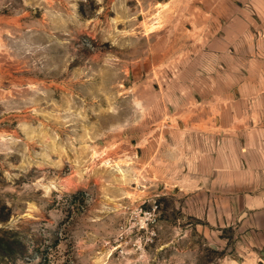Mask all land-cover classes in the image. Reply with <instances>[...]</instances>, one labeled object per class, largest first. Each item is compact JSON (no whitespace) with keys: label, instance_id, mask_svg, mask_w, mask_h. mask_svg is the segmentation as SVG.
<instances>
[{"label":"rangeland","instance_id":"1","mask_svg":"<svg viewBox=\"0 0 264 264\" xmlns=\"http://www.w3.org/2000/svg\"><path fill=\"white\" fill-rule=\"evenodd\" d=\"M242 2L0 0L6 264H264L219 175L252 157L224 130Z\"/></svg>","mask_w":264,"mask_h":264},{"label":"crops","instance_id":"2","mask_svg":"<svg viewBox=\"0 0 264 264\" xmlns=\"http://www.w3.org/2000/svg\"><path fill=\"white\" fill-rule=\"evenodd\" d=\"M242 1L243 4H239L236 15L231 21L235 54L242 61L237 67L240 72L236 74L239 94L233 97L231 103L239 108L233 120L225 124L224 130L230 132V136L241 143L239 147L244 151L243 154L250 153L252 157L241 159V165L236 167V170L239 168L237 171H233L231 167L228 169L220 166L219 175L224 178L223 184L228 188L224 192L226 210L262 212L264 211V183H262L264 179V0ZM249 219L248 217L246 221Z\"/></svg>","mask_w":264,"mask_h":264},{"label":"trees","instance_id":"3","mask_svg":"<svg viewBox=\"0 0 264 264\" xmlns=\"http://www.w3.org/2000/svg\"><path fill=\"white\" fill-rule=\"evenodd\" d=\"M12 230L6 228H0V264H6L7 258L12 254L15 253L11 250L10 245H20L19 241H12L9 236V233Z\"/></svg>","mask_w":264,"mask_h":264}]
</instances>
